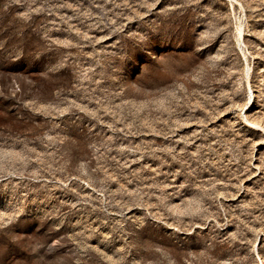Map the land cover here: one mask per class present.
<instances>
[{
    "label": "rangeland",
    "instance_id": "374dc122",
    "mask_svg": "<svg viewBox=\"0 0 264 264\" xmlns=\"http://www.w3.org/2000/svg\"><path fill=\"white\" fill-rule=\"evenodd\" d=\"M0 264H264V0H0Z\"/></svg>",
    "mask_w": 264,
    "mask_h": 264
}]
</instances>
